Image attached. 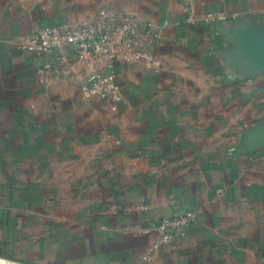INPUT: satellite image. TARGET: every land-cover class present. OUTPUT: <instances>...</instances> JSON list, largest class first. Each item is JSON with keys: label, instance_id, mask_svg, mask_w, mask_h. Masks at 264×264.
I'll return each mask as SVG.
<instances>
[{"label": "crops", "instance_id": "1", "mask_svg": "<svg viewBox=\"0 0 264 264\" xmlns=\"http://www.w3.org/2000/svg\"><path fill=\"white\" fill-rule=\"evenodd\" d=\"M0 0V257L15 264H264V0ZM136 14L161 67L118 66L123 94L83 95L89 67L40 77L21 38ZM196 214L150 256L165 217Z\"/></svg>", "mask_w": 264, "mask_h": 264}, {"label": "built area", "instance_id": "2", "mask_svg": "<svg viewBox=\"0 0 264 264\" xmlns=\"http://www.w3.org/2000/svg\"><path fill=\"white\" fill-rule=\"evenodd\" d=\"M195 1L191 0L188 10L187 22L190 25L214 24L234 16L226 12L199 16ZM161 36L157 25L139 15L118 16L110 12L41 29L22 37L19 47L23 53L50 57L39 68L40 77L71 76L74 67L66 51L74 52L78 62L89 67L81 84L83 95L90 99L109 101L116 111L123 99L118 85V66L139 64L148 69H160L162 63L154 49ZM195 220V213L185 212L159 221L156 226L157 240L149 257L183 239Z\"/></svg>", "mask_w": 264, "mask_h": 264}, {"label": "water", "instance_id": "3", "mask_svg": "<svg viewBox=\"0 0 264 264\" xmlns=\"http://www.w3.org/2000/svg\"><path fill=\"white\" fill-rule=\"evenodd\" d=\"M10 263L11 261H9L8 259L0 257V264H10Z\"/></svg>", "mask_w": 264, "mask_h": 264}, {"label": "bare ground", "instance_id": "4", "mask_svg": "<svg viewBox=\"0 0 264 264\" xmlns=\"http://www.w3.org/2000/svg\"><path fill=\"white\" fill-rule=\"evenodd\" d=\"M10 264H15V263H10Z\"/></svg>", "mask_w": 264, "mask_h": 264}]
</instances>
